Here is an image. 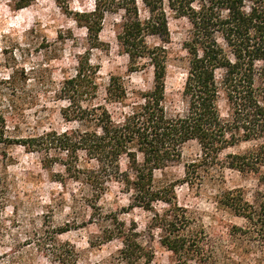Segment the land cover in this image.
<instances>
[{
  "label": "trees",
  "instance_id": "trees-1",
  "mask_svg": "<svg viewBox=\"0 0 264 264\" xmlns=\"http://www.w3.org/2000/svg\"><path fill=\"white\" fill-rule=\"evenodd\" d=\"M85 1L54 0L64 11H70L73 2ZM13 2V9L19 11L35 0ZM140 3L147 13L145 18L140 14ZM168 8L178 18H187L192 27L185 44L190 57L183 92L185 113L168 112L167 50L164 45L148 42L157 38L169 43L164 0H94L93 10L76 14L91 48H97L106 16L124 13L118 43L129 57L131 69L141 61L152 68L150 91L131 98L123 79L112 76L105 102L94 104L99 93V71L84 57L75 75L64 80L57 92L59 99L68 103L65 116L83 124L84 130L16 137L9 131V123L17 119L14 101L0 105V247L12 195V149L21 147L41 155L46 169L53 165L52 152H59L65 156L59 159L60 164L76 178L83 172L78 165L82 153L95 164L83 174L97 196L106 191L109 182H116L130 194L132 207L154 212L156 204L167 206L162 213L154 212L153 224L162 231L160 244L170 254L169 264L232 262L234 258L223 250L222 242L179 206L175 185H157L155 180L156 171L181 160L184 145L196 142L202 151V163L221 165L255 182L251 192L241 188L222 192L219 203L245 223L231 226L229 236L247 242L253 250L264 249V0H168ZM13 78L7 84H12ZM221 102L227 107L226 115ZM107 105L122 110L120 120L114 119ZM244 143L250 145L245 151L221 159L225 150ZM123 158L127 160L125 171L121 168ZM192 167L187 169L188 179ZM65 232L59 230L57 234ZM111 237L123 244L117 262L136 264L145 259L152 263L154 253L147 252L136 234L114 226ZM40 243L52 264H80L70 245L47 236L41 237ZM8 253L0 254V264H18L9 259Z\"/></svg>",
  "mask_w": 264,
  "mask_h": 264
},
{
  "label": "rangeland",
  "instance_id": "rangeland-1",
  "mask_svg": "<svg viewBox=\"0 0 264 264\" xmlns=\"http://www.w3.org/2000/svg\"><path fill=\"white\" fill-rule=\"evenodd\" d=\"M169 43L149 38L150 45H164L167 50L166 107L170 114H183L187 101L183 95L189 69V54L185 44L192 27L187 18H178L168 8ZM13 0H0V105L14 101L17 114L9 123L16 137H28L56 131H82L84 125L64 114L68 103L57 92L64 80L76 73L78 62L87 57L98 69L99 87L96 103H104L112 76H120L131 98L153 88V70L141 61L131 69L130 60L118 43V33L124 13L108 14L97 48H91L87 31L76 21V14L91 11L94 0L73 2L70 11L59 8L54 0H35L28 8L15 11ZM142 18L147 16L139 4ZM13 76V83L7 84ZM115 120L122 110L107 105ZM221 111L227 114L224 102ZM129 111V109H126ZM250 145L241 144L224 151L229 154L245 151ZM181 160L155 172L157 185L174 184L177 203L186 209L197 223L222 242L234 258L224 264H264V249L253 250L247 242L229 236L231 226H243V220L220 206L222 192L241 188L251 192L255 182L221 165L201 162L202 151L196 142L182 148ZM50 168H44L43 157L24 148L12 149L14 165L9 169L11 203L4 216L5 227L0 254L9 252V259L18 264H52L40 249L41 237L56 238L70 245L78 254L80 264L114 263L123 248L120 239L111 237L115 227L136 234L138 241L154 253L151 264H169V252L160 244L162 231L155 229L154 212L167 209L156 204L154 212L132 207L131 196L116 182H109L105 192L97 196L84 176L95 166L80 153L78 165L82 174L68 173L59 159V152ZM61 156V157H60ZM192 167L189 179L188 167ZM123 171L127 160L121 161ZM189 180V181H188ZM59 230L66 231L58 235ZM228 256V255H227ZM136 264H148L145 259Z\"/></svg>",
  "mask_w": 264,
  "mask_h": 264
}]
</instances>
